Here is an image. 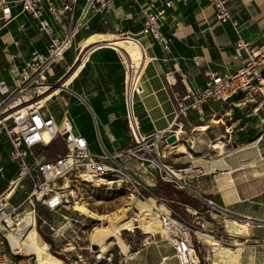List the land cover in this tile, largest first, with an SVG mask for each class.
Returning a JSON list of instances; mask_svg holds the SVG:
<instances>
[{
  "label": "built area",
  "instance_id": "obj_1",
  "mask_svg": "<svg viewBox=\"0 0 264 264\" xmlns=\"http://www.w3.org/2000/svg\"><path fill=\"white\" fill-rule=\"evenodd\" d=\"M174 1L146 0L142 8L143 26L140 32L158 40L167 52L171 50V41L164 36L162 28L166 22L167 10L173 7ZM210 1L220 24L232 19L231 10L227 6L228 0ZM79 2L80 0H0V34L24 13L37 22L38 31L48 39L45 52L33 50L25 57L20 51L10 53L7 70L12 76V82L0 78V138H6L10 146L8 158L17 165L16 176L0 191V264H23L21 253L11 247L8 232L14 229L13 223L25 211L22 208L24 202H27L35 215L37 205L50 211H59L77 202L75 188L78 183L94 186L95 182L105 181L125 184L124 187L130 192V200L153 199L160 207L164 206L166 211L160 210L164 238L173 247L178 264H200L192 226L154 194L153 187L156 184L153 183V178L152 183H145L117 161L130 156L140 162V169L165 180L170 178V174L161 143L171 134L178 137L177 128L165 133L167 136L159 132L144 135L140 131L134 105V96L138 93L133 91L130 94L131 83L128 81L134 69L132 61L126 70L125 80L127 119L133 140L130 146L116 153H95L68 116L58 122L53 116L44 113L43 108L67 86L65 79L68 76L50 82V77L55 75L57 68L64 67L68 75L77 65L82 66L88 55L100 47L120 51L117 46L110 44L96 45L102 40L90 42L92 44L88 43L87 46L82 44L91 36L99 34L92 30V21L98 15L108 14L113 0H84L77 12ZM159 2L161 5L157 6ZM15 9L20 10L15 12ZM233 24L237 25L235 21ZM27 28V23L21 22L16 31L25 34ZM83 30L90 31V34L77 40ZM1 42L4 44V51L8 52V40L1 41L0 38ZM12 43L15 46L21 45L19 40H13ZM71 51L75 53L74 62L67 65V55ZM234 58L239 62L234 72H210L203 88L187 87L185 93L173 89L177 84V70L165 74L168 86L173 89L179 114L188 116V112L193 110L203 120L207 112H215L218 105H237L242 102L241 96L253 98L258 92L262 93L264 105V44L254 46L240 38L235 45ZM179 74L182 80L188 77L186 72ZM236 96L240 98L234 100ZM259 109L256 108V111ZM57 142L62 143L63 149L50 150ZM38 147L42 148V152L35 154L34 149ZM0 172H4L1 157ZM183 183L184 186L180 187L188 186L186 181ZM23 185L31 187L24 201L17 198L19 188ZM208 203L217 208L212 201ZM173 228L178 230L174 232ZM262 243L264 244V238ZM6 245L9 246L8 250ZM161 264H167L164 257Z\"/></svg>",
  "mask_w": 264,
  "mask_h": 264
},
{
  "label": "crops",
  "instance_id": "obj_2",
  "mask_svg": "<svg viewBox=\"0 0 264 264\" xmlns=\"http://www.w3.org/2000/svg\"><path fill=\"white\" fill-rule=\"evenodd\" d=\"M83 1L80 0L77 12ZM145 2L146 0H113L108 14L98 15L93 19L92 30L99 33L97 36L100 37L120 35L118 34L120 29L136 35L146 55L152 57L153 66L158 75L163 107L161 126L166 132H170L175 125H178L176 117L178 111L171 96V88L165 80V74L177 70V84L174 88L185 93L187 87L203 88L210 72H234L239 66L234 54L235 45L240 38L254 46L264 44V0H228L227 6L231 10L232 19L224 24L218 22L215 8L210 0H188L187 2L175 0L173 7L167 10L166 22L162 28L164 36L171 41L170 52L165 51L162 44L151 36L140 35L143 26L142 8ZM160 5L161 2L157 6ZM19 10L15 9V12ZM22 17L30 20L23 21L27 23V29L38 30L35 20L24 13L20 14L18 19ZM234 21L237 23L236 26L233 24ZM17 27L18 25L14 26L5 37L0 34L1 41L8 40L10 43L8 52L4 51V44L0 43V68L7 71L11 82L12 76L7 70L9 54L20 51L25 57L33 50L41 51L34 47L38 42L44 43L47 49L48 41L47 37L41 34L42 37L32 41L29 47L22 49L21 44L20 46L14 45L15 49H12V41L19 38H16V35H28L27 30L25 34H19L16 31ZM85 32H88L85 36L90 34V31ZM85 43L86 41L82 44L85 46ZM99 44L116 46L115 42L111 41H102L96 45ZM74 56L73 51L67 55V65L74 62ZM127 56L128 54H124L121 50L117 52L109 47H100L88 55L84 64L79 65L73 75H71L73 71L67 75L66 69L61 67L56 69L53 76L57 75L58 70H62V73L57 79L68 76L65 79L67 86L51 100L59 101L64 111L60 119L51 113H44L53 116L58 122L68 116L76 129L86 137L91 150L98 154L104 151L116 153L133 143L127 123L125 102L126 70L130 65V58ZM1 72L0 78L8 81V78L3 77V72ZM179 72H186L188 77L182 80ZM132 90L131 86L130 93ZM138 97L140 100L136 102L135 112L139 118L140 131L144 135L159 132L140 93ZM242 104L245 102H240L238 105ZM240 109L233 112L236 118L232 132L228 135L233 146H238V149L230 154H227L225 150L223 160L204 159L192 165L195 172L190 175V178H195L198 183L191 186L202 196L203 203L199 202L198 209L190 205L183 206L194 214L202 215L204 207H207L205 212L213 208L208 203L212 201L217 208L235 214L241 221L249 222V234L243 237L252 243L245 244L243 249L244 251L247 248L254 249V256L252 255L250 259L253 260L251 264H255L254 257L259 254L263 258L264 248L262 244L264 238V158L263 155L260 158L258 156L253 159L247 158L244 154L245 148L241 146L253 142L258 147V151L264 150V109H259L254 113H244ZM212 113L208 111L207 116L209 117ZM188 119L194 123L200 120V118ZM180 126L184 127V125ZM178 145L176 147H179ZM9 150L10 146L6 138H0V157L4 165V172H0V183L5 181L4 186L17 174V165L8 158ZM163 150L167 157L168 151ZM117 161L145 183H152L151 178H158L148 173L147 170L140 169L141 164L135 158L124 156ZM215 165L221 171L219 178L212 172ZM8 166H14L13 176L9 178L7 177ZM153 183L156 184L155 179ZM4 186L0 185V187ZM158 186L159 183L154 187ZM154 187L153 190H155ZM166 254V252L161 254L159 258L170 257ZM259 263H264L261 258ZM158 264H161V261Z\"/></svg>",
  "mask_w": 264,
  "mask_h": 264
},
{
  "label": "rangeland",
  "instance_id": "obj_3",
  "mask_svg": "<svg viewBox=\"0 0 264 264\" xmlns=\"http://www.w3.org/2000/svg\"><path fill=\"white\" fill-rule=\"evenodd\" d=\"M23 21L28 22L30 20L25 17L17 18L15 22L2 30V36L5 37L14 26ZM27 31V36L16 35V38L19 37L17 39L22 44V49H24V47H29L32 41L42 37L37 29H27ZM87 33L83 30L77 40H81ZM118 34L120 35L117 36H128L127 31H122L121 29ZM127 45L129 46V44ZM34 47L41 51L46 50V46L42 42H38ZM12 49H15L14 44L12 45ZM119 49L125 54H128L125 48ZM140 64L138 65L139 67L141 66ZM139 67L136 68L138 69ZM0 71L3 72H1L2 76L8 78V82L11 83L7 71L5 72L2 68H0ZM60 73H62V70H58L57 75L50 78V82L53 83ZM173 89H170L171 96L179 112L177 103L173 97ZM236 98L237 96L234 99ZM241 99L245 104L238 105L240 103L238 102L237 105H218L215 108V112L210 114L209 117H205L204 121L200 119L199 122L197 121L194 123L191 119L189 120L188 118H199L193 110L188 112L189 117L180 114L178 123H181L182 126L184 125V132L180 133V138L177 137L176 141L173 143L167 142L168 137L161 143L162 149L168 151L165 162L172 167L173 170L179 171L182 174V178H172L170 175L168 176L170 178H166L165 180L162 178H153L156 180V185L161 182L160 187H154V194L162 198L163 203L166 204L167 207L178 213V215L192 226L194 230L192 235L193 241L199 251L200 264H213L215 258L212 252H210L211 247L198 237L197 231L208 233L214 236L223 245L234 249L235 256L231 264H239L241 262L251 264L253 260H251L250 257L252 255L254 256V249L247 248L245 251L243 249L245 244L252 243L249 240L246 241L243 237L249 234L248 228L250 225L247 226L245 224L246 221L239 220L235 214L222 210L224 214L218 208H210V211L205 212L207 207H204V213L202 215L194 214L178 201L176 202L165 196V192L167 191V185L165 184H172L176 189L189 192L197 198L198 202L203 203L202 196L191 186L198 183L195 178H190V175L195 172V168H193L192 165L204 159L211 161L223 160L225 150L227 154H230L238 149V146H233L232 141H230V136H228L231 134L232 126L235 122L236 117L235 114H233L235 110L241 108L240 111H244V113H254L256 108H260V110L264 109V105H262L263 96L260 92L255 94L253 98L241 96ZM139 100L138 95L135 94V106L136 102ZM206 108L207 106H205V109ZM43 110L47 114H53L58 119H60L64 111L59 101H50ZM216 120L218 122L215 123ZM127 123L130 130L128 119ZM175 128H177V126H174L173 129ZM251 130L254 131L253 129ZM166 134L165 136H167ZM179 143H183L187 147L189 153H183L184 149L181 145H178ZM177 145L179 147H176ZM241 148H245L244 154L247 158L253 159L257 156L260 158L261 155H263L264 158V150L258 151V147L255 146L253 142L242 145ZM51 149L62 150V143L57 142L56 145L50 147V150ZM181 150L183 152H181ZM34 152L35 154H39L42 152V148H35ZM13 170L14 166H8V178L13 176ZM212 172L217 175V178L220 177L219 172L221 171L217 165L213 167ZM185 176L187 178H185ZM113 178L115 180L117 179L116 177ZM184 181L187 182L188 186L182 188L180 185L184 186ZM247 183H249V181ZM4 184L5 181L0 183L2 186H4ZM124 185L125 184H120V182L118 183L116 181L100 182V186L96 183L94 186L78 183L77 188H75V199L77 202L83 201L86 204L84 207L80 208L77 204L76 210H74V207L77 202L59 211H50L37 205L36 216L32 215L35 217L36 228L43 241L49 244L50 252L54 256L59 257L63 261L62 264H158V262L162 261V259L159 258L160 255L165 252L167 253L166 255L170 256V259L166 261L167 264H178L176 257H174V249L164 238V233L152 235L144 232L139 220L141 214L138 213L137 209L141 207L140 205L145 201L130 200L128 198L130 192ZM250 185H252V183H250ZM6 186L7 185L0 187V191ZM191 189L193 191H191ZM30 191V185L21 186L17 198L24 201V198ZM152 198H154V196H152ZM22 208L30 212V207L27 202H24ZM227 219L233 220L239 225V235H233L232 232L229 231V227L226 223ZM18 223H20V221ZM104 247H106L105 251H103ZM8 248L9 246L6 245L7 250ZM79 255L83 257L80 258ZM211 255L213 257H211ZM262 256L263 258L259 256V254H256V257H254L256 260L255 264H260V258L264 262V248ZM20 257L23 260V264H38L34 254L21 253Z\"/></svg>",
  "mask_w": 264,
  "mask_h": 264
},
{
  "label": "bare ground",
  "instance_id": "obj_4",
  "mask_svg": "<svg viewBox=\"0 0 264 264\" xmlns=\"http://www.w3.org/2000/svg\"><path fill=\"white\" fill-rule=\"evenodd\" d=\"M140 35L145 36L142 32ZM111 37H100L97 35L91 36L85 43L90 42L97 43V40L102 41H111L115 42L118 48H125L127 50L130 61L133 63V71L132 76H129V83L133 87V91H139L141 94L147 108L150 111L151 117L156 123L159 133L165 134L166 130L162 129V102H161V94L159 92L158 78L157 72L153 66V60L151 56H147L144 49L142 48L139 41L136 39V35L128 34V36H113ZM92 44V43H90ZM98 44V43H97ZM129 44V46L127 45ZM124 53V52H123ZM125 54V53H124ZM127 56V57H128ZM129 61V60H128ZM141 63V64H140ZM141 65L140 67L138 65ZM79 65L73 70L71 75H73L78 70ZM136 67H139L138 69ZM163 89V88H162ZM138 93V95H139ZM165 101V100H164ZM174 117V116H173ZM176 117L179 120L180 114L178 112V116L176 113ZM177 120V124L179 125L177 132L178 138L180 133L184 132L183 128L180 126ZM175 121V120H174ZM171 122V119L168 120ZM49 140V137H46ZM184 149V152H188L187 147L183 143H179ZM168 173L174 176L177 179L182 178V174L179 171L173 170L172 167H168ZM103 181V180H98ZM100 186V182H95ZM78 204L79 208L85 206V202L79 201L75 204L74 210H76V205ZM77 206V207H78ZM139 207L138 213L140 215V224L144 232L152 235H156L157 233H163L165 230L162 226L161 221V211H166L164 206H159L153 199L143 202ZM158 209H157V208ZM30 209V208H29ZM78 209V208H77ZM225 214V213H224ZM35 213L32 209L29 211H24L21 216H19L18 221L13 223L14 229H11L8 232V238L11 244V247L15 249L19 253L23 254H34L37 258L38 264H62L63 261L54 256L50 252L49 244L43 241L40 233L38 232L35 224ZM21 217V218H20ZM20 221V223H18ZM226 223L229 227V231L232 232L233 235H239V225H237L233 220L227 219ZM246 225H249V222H246ZM178 229L173 228V231L176 232ZM198 237L204 241V243L208 244L211 247L212 255L214 256L213 264H231L233 257L235 256V250L231 249L223 245L219 240H217L214 236L204 233L201 231L196 232ZM165 236V235H164ZM239 244V243H238ZM106 247H104L103 251H105ZM211 255V257H213ZM165 261L169 260L170 257H165Z\"/></svg>",
  "mask_w": 264,
  "mask_h": 264
},
{
  "label": "trees",
  "instance_id": "obj_5",
  "mask_svg": "<svg viewBox=\"0 0 264 264\" xmlns=\"http://www.w3.org/2000/svg\"><path fill=\"white\" fill-rule=\"evenodd\" d=\"M240 97L236 98L239 99ZM237 111V110H236ZM167 185V191L165 192V196L174 201H178L182 205H190L196 209L199 208V202L197 198L184 190L176 189L172 184ZM161 186V182L159 183V187Z\"/></svg>",
  "mask_w": 264,
  "mask_h": 264
},
{
  "label": "water",
  "instance_id": "obj_6",
  "mask_svg": "<svg viewBox=\"0 0 264 264\" xmlns=\"http://www.w3.org/2000/svg\"><path fill=\"white\" fill-rule=\"evenodd\" d=\"M176 139H177L176 134H171L170 136H168V138H167V142H168V143H173V142L176 141ZM191 191H193V190L191 189ZM196 194H197V193H196ZM197 195H198V194H197Z\"/></svg>",
  "mask_w": 264,
  "mask_h": 264
}]
</instances>
